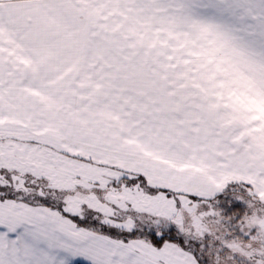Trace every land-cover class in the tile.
<instances>
[{
    "label": "snow or ice",
    "instance_id": "6c2138e0",
    "mask_svg": "<svg viewBox=\"0 0 264 264\" xmlns=\"http://www.w3.org/2000/svg\"><path fill=\"white\" fill-rule=\"evenodd\" d=\"M0 264H264V0H0Z\"/></svg>",
    "mask_w": 264,
    "mask_h": 264
}]
</instances>
